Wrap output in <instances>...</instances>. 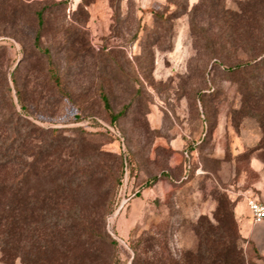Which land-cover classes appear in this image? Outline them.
I'll return each instance as SVG.
<instances>
[{
  "label": "rangeland",
  "instance_id": "374dc122",
  "mask_svg": "<svg viewBox=\"0 0 264 264\" xmlns=\"http://www.w3.org/2000/svg\"><path fill=\"white\" fill-rule=\"evenodd\" d=\"M261 49L264 0H0V131L12 138L16 115L24 139L41 130L25 140L28 195L57 170L89 176L69 200L84 219L30 210L31 229L55 236L38 264H195L194 225L232 217L246 262L264 264V223L244 201L263 179L264 125L240 95L264 72L231 71ZM18 173L0 167V183ZM0 264L22 260L0 251Z\"/></svg>",
  "mask_w": 264,
  "mask_h": 264
},
{
  "label": "trees",
  "instance_id": "16d2710c",
  "mask_svg": "<svg viewBox=\"0 0 264 264\" xmlns=\"http://www.w3.org/2000/svg\"><path fill=\"white\" fill-rule=\"evenodd\" d=\"M36 17L38 30L34 37V46L38 48L41 43L43 11L38 12ZM253 54L248 61L238 63L232 67L231 71L243 76H246L249 70L258 74L264 72V49ZM51 76L55 84L58 85L59 79L56 72L53 71ZM240 95L242 96L241 111L247 116L258 118L260 124L264 125V113H258L260 104L264 102V76L260 77L258 75L248 78L247 81L243 80L240 86ZM102 101L105 108L109 109L106 96L102 97ZM22 108L25 110L24 106ZM123 115L124 112L113 116L112 122H116ZM20 121H23V119L16 115L15 125H7L12 129V138L6 137L8 132L5 133L3 129L0 131V136H5L4 141L0 143V167L16 164L19 168L18 178L15 183H0V251L6 258L19 257L22 260V264H38L41 249H47L46 245H53L55 236L53 234L47 237L46 234H42V227H39L38 224L31 229L30 210L33 208L35 212L40 211L41 213V211L45 212L48 207H57L60 204L65 206L62 214L65 215L67 222L76 223V221L84 219L83 215L75 209L76 206H69V200L71 197V186L82 184L84 180L87 181L89 176L84 171L76 172L82 175L80 178L81 182L76 183L78 178L75 176L76 174H73L70 170L66 174H59L57 170V176L52 179L51 190L45 194L40 193L30 198L26 190L27 173L30 167L27 160L30 148L25 140L32 139L37 134L36 130H41L35 125H30L35 129H30L26 134V139H24L21 131L28 127L19 125ZM40 155V152L35 153L33 157L40 160ZM159 179V177H154L147 183V186L155 184ZM194 231L197 236L195 264H248L237 244L239 235L237 234V226L233 217L229 224L219 219L216 225L207 218H201L194 225ZM29 233L31 235L30 243L32 242V244L28 243V245L24 246L22 242L25 234L29 238ZM232 233L236 237L233 238ZM43 236L47 237L44 241H42L44 239ZM32 247L33 249H31Z\"/></svg>",
  "mask_w": 264,
  "mask_h": 264
},
{
  "label": "built area",
  "instance_id": "2783aa9c",
  "mask_svg": "<svg viewBox=\"0 0 264 264\" xmlns=\"http://www.w3.org/2000/svg\"><path fill=\"white\" fill-rule=\"evenodd\" d=\"M248 208L250 209L255 224L264 223V200H260L253 195L246 197Z\"/></svg>",
  "mask_w": 264,
  "mask_h": 264
},
{
  "label": "crops",
  "instance_id": "0c3cea01",
  "mask_svg": "<svg viewBox=\"0 0 264 264\" xmlns=\"http://www.w3.org/2000/svg\"><path fill=\"white\" fill-rule=\"evenodd\" d=\"M259 172L263 171L262 169H257ZM251 191L250 194L246 193L244 194V201H246V197L250 196V195H253L255 196L256 198L260 199V200H264V175H263V179L262 180H259L257 183H255L254 185V188H252V190H249ZM262 224V223H260ZM256 225H259V224H256ZM260 227H263L260 226ZM259 227V228H260Z\"/></svg>",
  "mask_w": 264,
  "mask_h": 264
}]
</instances>
